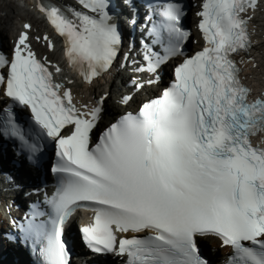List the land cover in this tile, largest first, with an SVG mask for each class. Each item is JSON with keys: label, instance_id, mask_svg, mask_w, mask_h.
I'll use <instances>...</instances> for the list:
<instances>
[{"label": "snow or ice", "instance_id": "snow-or-ice-1", "mask_svg": "<svg viewBox=\"0 0 264 264\" xmlns=\"http://www.w3.org/2000/svg\"><path fill=\"white\" fill-rule=\"evenodd\" d=\"M262 2L201 0L203 46L188 53L191 33L177 0H146L142 21L134 0H122L126 24L133 32L140 24L142 63L134 71L147 74L131 80L133 91L160 83L161 67L178 62L158 95L119 115L95 141L109 93L77 107L54 79L60 66L32 47L35 40L53 50V40L32 36L23 23L10 50L0 49V140H11L37 171L49 170L55 190L30 205L22 223L13 218L17 231L5 238L30 247L40 264H71L65 226L87 208L84 245L122 264H210L199 247L206 238L231 250L224 264H264V146L251 140L264 133V94L249 101L234 59L251 47L249 12ZM119 7V0H40L36 10L63 39L66 63L90 83L113 70L124 46ZM136 45L131 35L119 67ZM132 99L121 94L120 103Z\"/></svg>", "mask_w": 264, "mask_h": 264}, {"label": "bare ground", "instance_id": "bare-ground-1", "mask_svg": "<svg viewBox=\"0 0 264 264\" xmlns=\"http://www.w3.org/2000/svg\"><path fill=\"white\" fill-rule=\"evenodd\" d=\"M6 1V0H5ZM25 3L28 2V6H31V0H23ZM65 2V0H62ZM67 2L71 3L73 2V0H67ZM7 7V8H6ZM6 11L7 13L5 14L6 16H4L1 20H0V36L3 37L4 41L7 42L8 40L11 42L12 38H10L13 34V31H15V29L13 28L14 26V21L12 20V18L14 17V13L15 10L18 8L17 5L11 4L9 3L8 6H6ZM24 10V14L26 16V18L31 19V20H27L25 18H23V20L26 21H31L34 22L35 24V29H37L39 32L38 34H44V33H49L50 36L55 37L56 34L55 32L48 26L45 25V23H43V20H40L39 18H37L33 13H31L29 10ZM264 11L260 12V19L257 21V23H255L254 26V30L256 31V33L258 34V39H262L261 43H258L255 45L253 51L251 54H249L248 56H251L250 58L253 59V61L250 63L251 65L256 63L257 64V68L255 69H250V67L248 66L246 68V73L247 76L251 78V80H261L264 78ZM22 15V16H23ZM24 16V17H25ZM191 17V15H190ZM21 20V21H23ZM14 29V30H13ZM10 36V37H9ZM197 48V47H196ZM42 51L45 52V54L49 55V58L52 59V61L55 64H58L61 68V73L58 74V78L60 79L61 82H63L65 85H71L75 88V90H77V92H79L80 90H83L81 83H79V81H75L72 77V74L70 72H67L65 70L64 67H62V63L61 58L59 57V53L57 51H48L42 48ZM125 75V76H124ZM123 76L124 79L126 80V73L123 72ZM255 76H257L258 78H254ZM68 81H71V83H67ZM67 86V85H66ZM90 89H92V87H89ZM158 89H160V86H151L147 88V93H153L155 91H157ZM128 90L130 91L131 89L128 88ZM120 91L122 92V89L120 88ZM147 97H143L142 93H137L134 95V99L131 103L130 106H128L127 108H135L138 104H136L138 101H142V99H145ZM111 106H116L121 110H125L126 108L121 107V105L117 104L116 101L111 100L110 102ZM1 162V160H0ZM21 177L22 175L19 174H13V179H15L16 181H18L19 183L21 182ZM11 183L10 182H6L3 175L0 176V187H11ZM8 189V188H7ZM1 217V214H0ZM204 241H208L210 242L215 248H217L218 246V242L217 239L215 238H206L203 239ZM229 250H224L222 251L223 253H226ZM7 253V251L2 247H0V264H29L27 262V258L25 257V255L21 252L19 253V257L17 263L13 260L14 255L12 254H8L6 255V257L3 258V255H5Z\"/></svg>", "mask_w": 264, "mask_h": 264}, {"label": "rangeland", "instance_id": "rangeland-1", "mask_svg": "<svg viewBox=\"0 0 264 264\" xmlns=\"http://www.w3.org/2000/svg\"><path fill=\"white\" fill-rule=\"evenodd\" d=\"M11 3V4H14V5H17L18 8L15 10V13H14V17L12 18V20L14 21V26L13 28L16 29L18 24L20 23L21 20H23V18L25 19H28L26 18L24 14V10L25 8H23L22 6H20L17 2V0H0V20L6 16L5 14L7 13L6 11V6H8V4ZM6 7V8H5ZM26 10V9H25ZM23 15V16H22ZM25 16V17H24ZM13 29V30H14ZM10 37V36H9ZM11 38V37H10Z\"/></svg>", "mask_w": 264, "mask_h": 264}]
</instances>
